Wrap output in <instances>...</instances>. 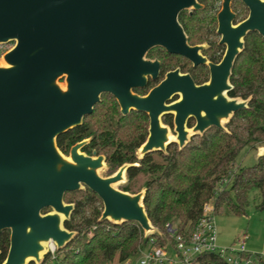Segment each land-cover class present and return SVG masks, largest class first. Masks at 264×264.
Returning a JSON list of instances; mask_svg holds the SVG:
<instances>
[{
  "label": "water",
  "instance_id": "95a60500",
  "mask_svg": "<svg viewBox=\"0 0 264 264\" xmlns=\"http://www.w3.org/2000/svg\"><path fill=\"white\" fill-rule=\"evenodd\" d=\"M232 1L222 0L217 14L216 32L226 48L221 61L212 63L201 53L205 45H189L178 21L182 10L201 7L197 0H0V43L14 42L3 55L8 66L0 65V231H10L0 264L41 263L44 240L64 247L75 235L64 227L74 208L64 195L83 187L101 199L100 219L136 222L144 236L161 233L145 211V190L115 187L127 179L130 164L102 177L97 170L104 157L81 151L87 139L67 156L56 138L80 125L103 93L116 98L123 115L132 109L147 113L148 135L138 158L165 151L173 141L181 148L211 127L225 130L248 101L228 96L234 61L250 32L264 38V0H240L248 15L238 23ZM154 47L194 66L207 65L209 81L196 84L174 69L146 95L133 93L159 76V61L145 57ZM63 76L65 89L56 84ZM166 113L174 114L175 140L168 139L161 122ZM190 118L195 122L188 134ZM46 208L50 211L43 212Z\"/></svg>",
  "mask_w": 264,
  "mask_h": 264
},
{
  "label": "trees",
  "instance_id": "16d2710c",
  "mask_svg": "<svg viewBox=\"0 0 264 264\" xmlns=\"http://www.w3.org/2000/svg\"><path fill=\"white\" fill-rule=\"evenodd\" d=\"M197 2L201 7L180 12L178 21L189 45L206 43L203 54L217 62L224 51V46L218 44L216 32L222 0ZM231 8L235 23L248 15L242 2L241 8L232 5ZM146 57L157 58L161 76L175 68L176 63L170 60L178 58L159 47L149 50ZM185 71L191 73L195 83H202L192 68ZM230 83L232 88L228 96L247 99V106L231 116L225 130L211 127L202 134L191 136L181 148L173 141L165 151H151L138 158L136 151L148 135V116L136 110L123 115L117 100L108 93L100 96L92 113L85 116L80 125L57 136V147L68 155L74 144L87 139L81 150L88 155L103 154L111 172L125 163L130 164L126 169L127 181L122 186L124 191L133 192L132 184L140 174L144 175L139 189L145 190V211L152 225L167 236L172 247L174 237L167 231L166 224L174 227L176 235L188 238L202 217L204 203L210 199L214 214L227 207L233 214L241 215L245 214L249 194L257 189L260 201L256 207L264 209V153L252 165L232 171L243 148L264 145V38L257 32H250L245 37L244 47L233 64ZM154 86V82H149L146 88L136 92L144 95ZM162 121L171 125V115H164ZM188 126L191 127L190 122ZM64 200L74 204L64 227L75 231V235L64 247L57 249L54 256L47 253L39 264H109L115 257L124 262L138 256L151 238L156 246L166 244L157 234L144 236L136 222L114 223L100 219L102 201L87 187L65 193ZM9 236L8 229L0 231V262L6 257ZM248 255L243 254L244 257ZM194 261L197 264H228L211 252L198 255ZM28 264L35 263L30 261ZM257 264H264V255L257 254Z\"/></svg>",
  "mask_w": 264,
  "mask_h": 264
},
{
  "label": "rangeland",
  "instance_id": "374dc122",
  "mask_svg": "<svg viewBox=\"0 0 264 264\" xmlns=\"http://www.w3.org/2000/svg\"><path fill=\"white\" fill-rule=\"evenodd\" d=\"M231 5L232 7H235V8H241V2L238 0L233 1ZM185 10L190 11L191 8L185 9ZM13 44H14L13 41L6 42V43H0V65L1 66L8 65L6 61L4 60L3 55L5 54L6 51H8L13 46ZM155 48L157 47H154L152 49H155ZM154 59H157V58H154ZM170 61L171 63H174V64L176 63L175 69H178L180 72H183L188 68H192L190 63L181 57H178L177 59H171ZM194 73L197 75L199 79L203 81V83H206L209 80L208 69H203V70L196 69ZM56 84L59 87L65 89L66 87L65 76L58 78L56 80ZM194 122H195L194 120H191L192 125H194ZM162 124L164 127L167 128L171 136L175 138L176 132L174 130L175 126H174L173 121H172L171 126L164 123L163 121H162ZM257 153L259 154L264 153V145H256L254 148H251V147L243 148L235 159L234 168L232 171H236V169L241 166L252 165L257 159ZM101 155L104 157L103 154ZM114 172H111L109 166L106 163H104L97 170V173L102 177L109 176L113 174ZM231 178H232V175H231ZM144 179H145V176L140 174L139 177L132 184L133 192L131 191H127V192L136 193L142 190L139 188L141 187ZM230 180L226 181L225 183L226 187L229 186ZM126 181L127 179L115 184V187L122 190V186L126 183ZM81 189H85V187ZM259 201H260V193L257 189H254L249 194L248 204L246 206L245 214H241V215L233 214L227 207H224L222 211H220L218 214H215L214 220H215V224L217 227L218 244L220 246H228L234 242L237 243L238 239H242L245 237L244 240H245V246L247 250L251 252L264 253V209H258L256 207ZM64 202L66 201L64 200ZM47 211H50V209H48ZM174 226H176V223L174 224ZM158 231L161 232L159 229ZM159 237L164 239L166 243L169 242V239L167 238L166 235L164 236L163 233H160ZM56 250L57 248H55L52 253L55 254ZM47 253H51V252L47 251L43 253L42 254L43 258ZM169 257L171 259L176 260V263L174 264H179L178 260L175 258V252L173 249H170ZM34 263L36 264V261H34ZM122 263L124 262H119L117 257H115L114 260L111 262V264H122ZM128 264H139V255L128 259Z\"/></svg>",
  "mask_w": 264,
  "mask_h": 264
},
{
  "label": "built area",
  "instance_id": "2783aa9c",
  "mask_svg": "<svg viewBox=\"0 0 264 264\" xmlns=\"http://www.w3.org/2000/svg\"><path fill=\"white\" fill-rule=\"evenodd\" d=\"M213 200L205 202L202 210V217L188 238L176 235L174 227L166 224L167 231L174 237L175 245L165 246L154 245V239L151 238L147 246L140 250L139 264H174L175 259L169 257L170 249L175 252V258L179 264H197L194 259L205 252H211L222 257L228 264H257V254L261 252H251L245 246L244 238L238 239L228 246L218 244L217 227L214 220ZM54 251V250H53ZM50 251L51 255L54 256ZM248 253L247 257L243 254ZM122 264H128V260Z\"/></svg>",
  "mask_w": 264,
  "mask_h": 264
},
{
  "label": "flooded vegetation",
  "instance_id": "af4514ba",
  "mask_svg": "<svg viewBox=\"0 0 264 264\" xmlns=\"http://www.w3.org/2000/svg\"><path fill=\"white\" fill-rule=\"evenodd\" d=\"M233 1H236V0H233ZM232 1V2H233ZM231 2V3H232ZM248 9V8H247ZM192 10H194V9H191L189 12H191ZM231 10H232V8H231ZM182 11H184V10H182ZM181 11V12H182ZM233 11V10H232ZM234 13V12H233ZM180 14V13H179ZM234 21H235V19H234ZM235 23V22H234ZM218 24V23H217ZM217 30V29H216ZM218 34V33H217ZM219 35V34H218ZM219 41H220V35H219V40H218V44H220V45H223L224 46V51H223V54H222V56H221V58L217 61V62H213V61H211L205 54H203V51L207 48V44L206 43H202V44H199V45H205V47L202 49V51H201V53H202V55L203 56H205L206 58H207V60L209 61V62H212V63H219L220 61H221V59H222V57H223V55H224V52H225V45L224 44H221V43H219ZM148 53V52H147ZM147 53H146V55H147ZM146 55H145V57H146ZM173 55V54H172ZM176 56H178V57H181V58H183V59H185L187 62H189L190 63V65H191V67H192V70H193V72L196 70V69H208V72H209V77H210V71H209V67L207 66V65H205V64H202V65H197V66H194L193 64H192V62L191 61H189L187 58H185V57H182V56H180V55H176ZM146 59H150V58H148V57H146ZM152 60V59H151ZM153 60H155V59H153ZM157 60V59H156ZM160 63V62H159ZM203 67H205V68H203ZM233 68V67H232ZM175 68H173V69H171V70H174ZM170 71V70H169ZM168 72V71H167ZM181 73H187V74H189L190 76H191V73L189 72V71H183V72H181ZM164 76H165V73L163 74V76H161V65H160V72H159V76L155 79V80H153V79H151L150 77L147 79V82H146V85L144 86V87H137V88H134L133 89V93H135V94H138L137 92H136V90H138V89H144V88H146L147 86H148V84H149V82H154V84L155 85H157L163 78H164ZM231 76V75H230ZM192 77V76H191ZM192 79H193V77H192ZM193 81H194V79H193ZM209 81V80H208ZM207 81V82H208ZM195 82V81H194ZM202 83H203V81H202ZM202 83H200V84H202ZM197 84V83H196ZM148 93V92H147ZM146 93V94H147ZM104 94V93H103ZM109 94V93H108ZM146 94H144V95H146ZM102 95V94H101ZM138 95H140V96H144V95H141V94H138ZM113 96V95H112ZM114 97V96H113ZM115 98V97H114ZM178 98V96H175V97H173V100H175V99H177ZM116 99V98H115ZM119 105V104H118ZM119 108H120V106H119ZM133 110V109H132ZM132 110H130V111H132ZM129 111V112H130ZM137 111V110H136ZM121 112V111H120ZM128 112V113H129ZM141 112V111H140ZM145 113V112H144ZM147 114V113H146ZM126 115V114H125ZM164 115H171V125H172V121H173V119H174V114L173 113H166V114H163L162 116H161V122H162V117L164 116ZM148 116V115H147ZM191 120H194L193 118H190L188 121H187V127L189 128V129H191L189 126H188V122H190L191 123ZM195 121V120H194ZM148 122H149V118H148ZM174 123V122H173ZM169 125V124H168ZM171 125H169V126H171ZM148 126H149V123H148ZM193 125L191 124V127H192ZM82 148V147H81ZM82 151V150H81ZM83 152V151H82ZM85 153V152H84ZM88 155V154H87ZM98 155H101V154H98ZM94 156V155H93ZM104 159H105V157H104ZM105 163H106V161H105Z\"/></svg>",
  "mask_w": 264,
  "mask_h": 264
},
{
  "label": "bare ground",
  "instance_id": "6f19581e",
  "mask_svg": "<svg viewBox=\"0 0 264 264\" xmlns=\"http://www.w3.org/2000/svg\"><path fill=\"white\" fill-rule=\"evenodd\" d=\"M8 65H5L4 67H7ZM226 121L225 118L221 119V123L224 124ZM186 131L188 134H190L192 132V129H189V128H186ZM167 137L169 140H175V138H173L170 134L169 131H167ZM67 161H70V158L69 157H64ZM60 219H63L64 215L60 214ZM41 250L39 251V257L44 253V251H53L55 248H56V243L55 241L51 240V239H48V240H44V241H41Z\"/></svg>",
  "mask_w": 264,
  "mask_h": 264
},
{
  "label": "crops",
  "instance_id": "0c3cea01",
  "mask_svg": "<svg viewBox=\"0 0 264 264\" xmlns=\"http://www.w3.org/2000/svg\"><path fill=\"white\" fill-rule=\"evenodd\" d=\"M260 154L259 153H257V157L259 156ZM109 264H111V263H109Z\"/></svg>",
  "mask_w": 264,
  "mask_h": 264
}]
</instances>
